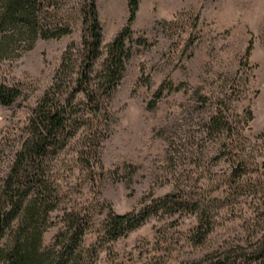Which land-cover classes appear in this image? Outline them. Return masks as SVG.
I'll use <instances>...</instances> for the list:
<instances>
[{
    "label": "rangeland",
    "instance_id": "374dc122",
    "mask_svg": "<svg viewBox=\"0 0 264 264\" xmlns=\"http://www.w3.org/2000/svg\"><path fill=\"white\" fill-rule=\"evenodd\" d=\"M46 1L42 24L71 31L0 54V85L22 90L0 102V205L69 47V79L85 70L88 0ZM96 1L102 54L89 70H104L128 26L131 56L114 90L75 94L72 133L42 178L57 203L39 221L43 248H75L82 264H264V0H140L132 22L129 0ZM142 210L137 227L108 234L114 213ZM28 223L17 217L0 244Z\"/></svg>",
    "mask_w": 264,
    "mask_h": 264
},
{
    "label": "trees",
    "instance_id": "16d2710c",
    "mask_svg": "<svg viewBox=\"0 0 264 264\" xmlns=\"http://www.w3.org/2000/svg\"><path fill=\"white\" fill-rule=\"evenodd\" d=\"M46 2L48 1L0 0L1 55L19 39L27 40L31 46L39 36L60 37L71 31L70 26L49 28L42 24ZM139 4L140 0H129L130 22L136 18ZM85 11L87 34L84 36L82 47L85 70H80V77L76 81L69 79L68 61L74 54L73 47H69L60 70L57 71L55 83L32 109L29 136L17 152L11 174L6 181L5 188L10 191L13 187L16 191L7 192L0 205V236L7 228L12 227L13 221L19 216L23 215L29 223L28 229L14 233L11 231V241L4 245L0 244V264H82L75 254V248L60 251L43 248V232L39 228V221L43 216L45 218L57 203L54 201L55 198L46 192L45 189L49 186L42 178L47 172L45 171L47 158L62 148L72 133L70 127L75 122L73 119L76 113L75 94L82 90L87 93L90 101H94L100 92L108 93L115 89L125 74L126 60L131 56L127 39L132 34L129 26L124 28L109 46L104 70H89L92 61L102 54L103 36L97 1L88 0ZM71 83H75L74 87ZM21 96L22 90L18 86L0 85L1 103L11 105ZM96 105H100L97 100ZM172 198L173 195H167L161 201L168 205L167 202ZM149 215L150 212L147 210L138 213L135 211L114 213L108 234L116 239L137 227ZM81 223H83L81 220L77 223L75 231L79 235L84 229V224ZM80 256L82 257L81 254ZM225 262L220 259L215 264Z\"/></svg>",
    "mask_w": 264,
    "mask_h": 264
}]
</instances>
